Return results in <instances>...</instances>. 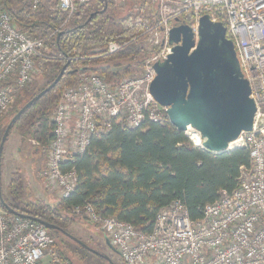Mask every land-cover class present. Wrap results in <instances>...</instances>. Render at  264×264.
Masks as SVG:
<instances>
[{
  "label": "built area",
  "instance_id": "obj_1",
  "mask_svg": "<svg viewBox=\"0 0 264 264\" xmlns=\"http://www.w3.org/2000/svg\"><path fill=\"white\" fill-rule=\"evenodd\" d=\"M39 1L32 0L33 8ZM90 1L57 2L69 18ZM147 1L151 15L145 14L140 32L122 41H109L100 54L128 55L129 74L108 82L104 76L80 68L77 83L64 88L52 114L47 177L60 190L61 200L68 198L75 191L78 173L75 168L64 170L63 163L85 153L95 135L115 122H125L130 128L150 121L170 123L168 106L160 104L150 91L156 77L154 63L172 52L169 34L177 19L189 25L198 41L200 19L209 15L211 21L226 26L257 107L253 128L229 143V150L249 152L250 164L240 166L239 184L205 204L198 219L190 216L182 201L174 200L157 212L149 230L105 215L91 202L74 205L73 212L107 232L123 264H264V0ZM10 16L0 1V119L11 108L13 92L30 82L37 59L47 57L46 40L18 30ZM145 52L148 54L141 57ZM186 135L194 146L205 148L202 134L199 141ZM54 245V237L42 223L1 207L0 264L74 263L54 250Z\"/></svg>",
  "mask_w": 264,
  "mask_h": 264
},
{
  "label": "trees",
  "instance_id": "obj_2",
  "mask_svg": "<svg viewBox=\"0 0 264 264\" xmlns=\"http://www.w3.org/2000/svg\"><path fill=\"white\" fill-rule=\"evenodd\" d=\"M0 1L18 30L46 40V46L51 42L54 61L44 62L42 71L47 73L52 67L57 74L45 87L68 64L59 83L33 102L10 130L11 133L13 128L17 129L41 144H48L52 139V114L64 86L77 83L80 68L100 74L108 82L119 80L130 70L120 69L124 64L131 66L130 58H125L128 55L100 54H104L109 41H122L139 33L145 13L137 11L116 22L110 0H91L80 5L69 18L66 11L59 9L58 0H40L36 8L32 0H19V6H15L14 0ZM57 29L59 32L50 37ZM66 56L73 59L70 61ZM40 61L37 59L36 66ZM124 123L115 122L107 131L95 135L85 153L63 163L64 170H77L78 180L75 191L62 199L58 208L50 203L20 208L4 197L5 200L24 214L64 229L77 220L74 205L91 202L105 215L113 214L133 222L139 229L149 230L157 212L174 200L182 201L193 219L200 218L205 204L218 199L224 189L236 188L240 166L250 164L248 150L234 148L215 153L196 147L185 132L168 121H150L137 128ZM48 230L51 234L59 232ZM62 256L71 259L69 255L62 253Z\"/></svg>",
  "mask_w": 264,
  "mask_h": 264
},
{
  "label": "water",
  "instance_id": "obj_3",
  "mask_svg": "<svg viewBox=\"0 0 264 264\" xmlns=\"http://www.w3.org/2000/svg\"><path fill=\"white\" fill-rule=\"evenodd\" d=\"M177 21L169 34L170 44L174 45L172 52L165 60L154 63L156 77L150 91L160 104L168 106L169 121L178 130L184 132L187 126H191L202 134L203 146L207 150L215 153L228 151L229 143L243 131L253 128L257 107L250 94V82L243 74L236 47L227 38L223 22L215 23L209 15H204L200 19L199 39L196 41L189 25L179 22V19ZM67 67L68 64L12 117L4 131L0 141V203L5 210L57 230L110 264H115L108 255L88 246L68 230L17 210L1 192L2 156L11 128L33 102L59 83ZM105 237L107 244L119 253L109 236L105 234Z\"/></svg>",
  "mask_w": 264,
  "mask_h": 264
},
{
  "label": "rangeland",
  "instance_id": "obj_4",
  "mask_svg": "<svg viewBox=\"0 0 264 264\" xmlns=\"http://www.w3.org/2000/svg\"><path fill=\"white\" fill-rule=\"evenodd\" d=\"M51 1L56 2L57 0ZM110 1L112 4L111 14L114 15L116 22H122L137 11L144 12L147 17L151 15L150 9L146 8L147 5L145 6V4L149 2L147 0ZM19 2V0H14L15 6H19ZM154 49L157 50V48ZM147 52L151 53L152 50H148ZM147 52L140 56L142 57L148 54ZM45 53L47 57L42 58L38 63L37 69L34 71L30 82L20 88V90L18 89L13 92L14 99L13 103H11V108L0 119V141L7 125H9L10 120L16 112L29 101L33 94H37L45 88V85L57 74L52 67L49 68L47 73L42 71V64L44 65V62L54 61L55 52L51 42L50 45L47 44ZM125 58L128 59L129 57L125 56ZM125 67L131 68L127 64H124L120 68L121 71ZM130 70H126L127 72L124 73L122 78L126 77ZM66 86L69 85H65L64 88ZM5 142L1 166V192H3V196L9 203L20 208H25L35 203H50L52 207L58 208L61 202L59 197L61 194L59 192L60 190L54 183H51L47 177L50 143L41 144L28 134L23 135L14 128L8 140ZM1 207L2 205L0 203V209ZM63 214H65L64 211ZM66 227L69 232L75 235V237L82 239L88 246L108 255L115 264H123V262H121V256L107 244L105 233L98 225L89 222V220L87 221L83 216L77 215V220L68 223ZM51 235L54 237V240H56L54 250H57L60 254L69 255L74 262L73 264H110L103 257L101 258V256L91 253L60 232Z\"/></svg>",
  "mask_w": 264,
  "mask_h": 264
},
{
  "label": "bare ground",
  "instance_id": "obj_5",
  "mask_svg": "<svg viewBox=\"0 0 264 264\" xmlns=\"http://www.w3.org/2000/svg\"><path fill=\"white\" fill-rule=\"evenodd\" d=\"M185 130L187 131L186 134H188L191 138L195 139L196 141L200 140L201 134L197 130H195L193 127L187 126Z\"/></svg>",
  "mask_w": 264,
  "mask_h": 264
},
{
  "label": "crops",
  "instance_id": "obj_6",
  "mask_svg": "<svg viewBox=\"0 0 264 264\" xmlns=\"http://www.w3.org/2000/svg\"><path fill=\"white\" fill-rule=\"evenodd\" d=\"M70 123H71L72 125H74V124H75V118H74V117H72V120H71V122H70ZM72 125H71V126H72ZM59 192H60V191H59ZM59 197H60V199H61V194H60V196H59ZM60 199H59V200H60Z\"/></svg>",
  "mask_w": 264,
  "mask_h": 264
},
{
  "label": "flooded vegetation",
  "instance_id": "obj_7",
  "mask_svg": "<svg viewBox=\"0 0 264 264\" xmlns=\"http://www.w3.org/2000/svg\"><path fill=\"white\" fill-rule=\"evenodd\" d=\"M5 147V146H4ZM4 152V151H3ZM91 252V251H90ZM91 253H93V252H91ZM93 254H95V253H93Z\"/></svg>",
  "mask_w": 264,
  "mask_h": 264
}]
</instances>
